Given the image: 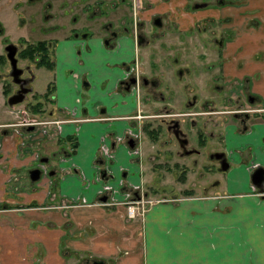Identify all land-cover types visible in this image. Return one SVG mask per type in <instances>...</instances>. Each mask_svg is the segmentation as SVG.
I'll use <instances>...</instances> for the list:
<instances>
[{
	"label": "crops",
	"instance_id": "0c3cea01",
	"mask_svg": "<svg viewBox=\"0 0 264 264\" xmlns=\"http://www.w3.org/2000/svg\"><path fill=\"white\" fill-rule=\"evenodd\" d=\"M243 1L231 9L227 5L199 8L197 15L224 19V29L231 28L228 24L243 28L223 49V67L234 77L248 78L249 90L258 97L261 108L250 111L245 124L240 119L224 125L218 121L228 157L225 179L193 189L178 200L149 204L142 219L125 221L122 201H97L103 182L115 186L121 177L130 182L142 179L138 177L142 158L135 147L113 140L123 135L125 127L135 129L140 121L132 116L137 104L140 107L137 91L118 84L123 65L134 53L133 35L108 44L101 28V32L89 29L85 36L57 41L53 72L46 84L54 100L44 103L41 111L60 119L56 128L47 127L40 134L47 136L44 146L36 142L23 147L22 139L10 128L0 134V264H64L63 260L65 264H83L71 253L78 249L74 237H85L81 243L87 249L99 248L104 264H264V181L261 190L250 177L252 163L264 167V48L259 57L253 47L256 43L264 46V0ZM251 8L258 9L250 14ZM247 9L249 14H243ZM6 120L12 119L0 122ZM56 130L63 136L61 145L53 139ZM72 141H76L74 146ZM102 143L112 153V173L98 179L94 170L95 163L102 165L98 163ZM35 150L47 152L48 163L55 167L53 175L28 180L22 174ZM58 151L66 153L57 161ZM120 167L126 170L121 177ZM121 192L113 194L120 197ZM75 199L86 203H71ZM10 222H16L21 236L25 226L42 240L48 235L53 239V244L46 246L45 263L37 260V249H26L24 256L15 251ZM19 243L26 248L32 242Z\"/></svg>",
	"mask_w": 264,
	"mask_h": 264
},
{
	"label": "flooded vegetation",
	"instance_id": "af4514ba",
	"mask_svg": "<svg viewBox=\"0 0 264 264\" xmlns=\"http://www.w3.org/2000/svg\"><path fill=\"white\" fill-rule=\"evenodd\" d=\"M241 3H244V1L0 0V7L6 8L11 15V18L14 17L13 13L17 15L14 24H12L15 31L10 32V35L5 33L6 27L3 24L5 20L0 16V78L4 79L1 86L2 90L4 91L3 87L7 88L4 91V98L2 101L8 104V111L12 109L11 113L14 116V118H11L12 120L0 122V134L3 131H6V129L10 128L12 132L17 134L16 136L19 139H22L23 147L32 146V144L35 145L36 142H42L44 146V140L47 139V136H41L40 134H43L45 130L47 131V127L56 128V122H58L60 119L56 117V115L48 116L45 114V112H41L42 109L45 108L44 103L47 104V102L54 100L52 98L51 89L49 90L47 96H45L43 92H45L47 88L46 84L42 90H36L31 86V81L34 78L35 72L33 66H41V64L44 65V63L37 64L34 61V59H39L41 53H43L40 45L45 44L48 46L53 62V46H56L57 41L60 40L61 37L75 38L78 35L85 36L89 32V29H91L92 32H101L100 29L102 28L104 32L101 35H103V40L108 44L118 43L120 41L119 37L124 38L128 35H133L135 43L134 53H132L130 56L132 59L128 61L127 64L123 65L124 67L122 69V76L118 84L126 89L131 87L134 91H137L136 101L137 103H140V107H138L139 104H137L136 113L132 116L136 117V119L140 121L135 129H133L131 125L125 127L123 130V135L120 136L118 134V136L113 140L118 141L121 139L126 141L127 145H130L129 147H135V152L139 154V157L141 158H143V155L146 154L144 150L142 151V149L139 148L138 143L141 140L142 133L145 132L144 123H147L149 127L152 125L148 123V120H144V117L148 116V113H146V111L144 112L143 110V97L145 95L141 94V98L139 94L140 82L143 84L151 83L153 86L151 95L155 100L156 107L170 108L181 106L185 109L178 110V112L173 111L177 113H174L175 115L167 116L166 119L165 116L159 117L158 119L160 122L156 123L154 128H150L151 132L153 131V133L156 132L157 134L153 136L146 132L147 135L155 140L161 133L160 129L163 127L161 123H164L165 128L162 130L168 131L169 137L166 136L163 141H167L169 139L172 145L174 144L177 146L175 148V152H177L178 155H183V157H185L184 155L186 154L193 155L191 159L192 162L199 163L202 169H204L205 166H208L209 170L213 169L214 171L218 168L220 170H224L219 165L221 164L220 159H223V157H225V159L228 161V157L224 149V137L221 134L222 130L217 128L218 130L214 135L215 138L212 140H207V134L203 135L202 133V128H204L206 120L203 121L200 119L201 123L195 124L192 116L188 117L189 120H187L185 117L191 112L203 115L201 112L205 111L208 106H212L215 103L214 100L205 96V94L203 96H198L197 91L195 93L196 89L193 88V85H190V88H188V83H186V80H182L183 82L179 86L180 90L183 89L181 92L184 94V96L181 97V95L178 94L177 96L173 97V92H176L174 89L175 82L173 81L174 72L176 74L183 75V73H191L194 71L190 70L189 66L185 67L184 71L181 69V67H179V63L182 59H179V53H175V49L179 46L177 47V44H174V37L171 40L169 37L174 35L172 30H175L176 28H178V31L181 32V34L177 33L178 36L183 37L188 36L189 34L192 35L194 31L191 32L190 29L196 27L198 29L197 31L200 33V36L199 40L197 41L198 53L194 52V54H197L201 61L202 58L205 59L207 56L206 53H208L207 47L209 44H211L213 41L217 44L219 43V40H221V34H213L212 36L208 37L205 33H203L212 29L208 28V26L209 21L214 20V18L213 16H205V14H199L198 16L197 13L199 8H211L214 6L223 7L224 5H227V7L231 9V7L236 8V6L241 5ZM209 4L211 5L206 6ZM183 8L186 10H183ZM257 9L258 8H251V12L249 13L252 14L253 11H256ZM188 10H192L193 12L191 17L192 20L187 19V16H189ZM187 12L188 14H186ZM249 13L245 12L243 14ZM216 26H218V30L221 31L219 25L217 24ZM222 30H224L225 33L229 35V32L226 28H223ZM207 38H210L211 41L205 42ZM180 40L186 41V38H181ZM31 47L34 48L31 49ZM202 47H204V51ZM9 51H11L15 57V69H13L12 63H10L11 58L8 53ZM146 59L151 60V62L156 61L155 63H152L154 66L153 68L157 67V63H163L165 61L167 64H165V67H163V70L159 73H156L153 69L155 74L147 78L142 74V70L140 69L142 66L141 62ZM31 61L34 63V65H31ZM206 62L207 67L210 68V66H212L210 61ZM52 67L48 68L52 70ZM167 67H170L172 74L168 72ZM16 69L18 70L16 71ZM215 76L219 75L215 74ZM218 80L220 79L218 78ZM213 81H215L212 85L214 88H225V86L222 85H225L222 80L217 81L214 79ZM184 83H186V85H184L185 88H182ZM169 87L172 88V92L168 93L166 90ZM10 94H13V96L20 95L21 98H18L17 101L13 103H8L6 97H8ZM170 95L172 96L171 99L169 98ZM247 97L250 99V102H252L254 94H248ZM45 100L47 101L45 102ZM31 101L35 103L43 102V108L39 111H32V109L29 108ZM18 102L22 103V105L16 107L15 105L18 104ZM260 108L261 106H258L257 109L259 110ZM218 111L223 112L221 114L223 116L221 117L222 121H220L222 125L226 124L228 121L236 119L243 120V124H245V117H247L249 114L246 107H228L221 108ZM166 113H169V111ZM166 113H160V115ZM228 114L233 117L230 116L226 118L225 115ZM153 115H155V113H153ZM156 115L159 114L156 113ZM24 118H28L29 121L22 123L21 121L24 120ZM192 128L196 129L197 131V140H195V142L190 138V129ZM52 136L55 140V143L57 145H61L59 141L62 140L63 136L59 135V131L56 130V133H54ZM131 137L132 142L129 144V139ZM103 144L104 143L100 144L101 155L99 156L102 159L98 161V163L102 165L95 163L96 168L94 171H96L95 176L98 179L107 173H112L111 170H109V163L112 159V153L111 151H108L107 146H104ZM155 147L157 148L158 146ZM206 149L208 151H205ZM200 152H203V154L206 153L207 156L200 157ZM46 153L39 152V150L34 151V157L32 158L31 162L22 169V174L25 176V178L28 179V176L30 178L28 171L33 166L39 168L38 177L33 179H40V177L45 174H48V176L53 175L55 167L48 163L47 160L49 157ZM65 153L66 151L64 153L63 151H58V153L55 155L56 160L58 158L64 157ZM150 156V158L153 157L152 155ZM207 157L212 159L213 162L208 163ZM103 159H105V161ZM189 160L190 159H186L185 161L189 163ZM173 163L175 167H179L180 173L185 174L186 165L188 164L185 163L183 159L181 161L175 159ZM152 165V167H155L157 163ZM251 165L250 171L253 170L255 166L261 164L256 161ZM125 171L126 170L123 167H120V177L121 175H124L123 173ZM25 172L28 174V176L25 174ZM33 179L30 178V180ZM120 180L115 186L110 184L108 181L106 183L103 182L98 190L99 200L97 199V201L104 204L108 202L120 203V201H122L124 202V207H126L127 200L135 198L133 197L134 195L139 196L138 189L134 185L130 187V192H126L125 187L122 188V186H120L122 183ZM185 188L194 189L193 187ZM119 190L122 191L121 195L132 196L133 198L128 199L123 198L122 196H115L113 193ZM80 197L81 196H77V198ZM71 203L74 204V202ZM71 203L68 201L67 204L71 205ZM98 259H100L102 264H104L100 257L93 258L92 264H95V261H98Z\"/></svg>",
	"mask_w": 264,
	"mask_h": 264
},
{
	"label": "rangeland",
	"instance_id": "374dc122",
	"mask_svg": "<svg viewBox=\"0 0 264 264\" xmlns=\"http://www.w3.org/2000/svg\"><path fill=\"white\" fill-rule=\"evenodd\" d=\"M210 5L211 4L206 5V6H210ZM183 10H186V9L183 8ZM188 11H189V14L188 12L186 13L189 15L187 16V19H191L190 17H192L193 12L192 10H188ZM242 11L243 13H245L246 11H248V9L242 10ZM254 12L255 11H253V13ZM13 14H14V17L11 18L10 17L11 15L7 11V9L4 7H0V16L2 19L5 20L3 24L6 27L5 33L7 35H10V32L15 31V29H13L12 24H14L17 18V15L15 13ZM223 20L224 19L222 18L220 19L218 17L214 18V20L209 21V26H208V28H212V29H210V31L203 32L208 37L212 36L213 34L215 35L221 34L220 36L221 40H219L218 44L214 41L211 42V44L208 43L209 46L207 47L208 49V53H206L207 56L205 59L202 58L201 61H200V58L197 56V54H194V52L198 53L197 41L199 40V36H200V33L197 31L198 29L196 27H195L196 29L193 28L196 31L193 30L192 28L190 29L191 32L194 31L192 35L189 34L188 36H183V37L178 36L177 33L181 34V32L178 31V28H176L175 30H172L174 35L169 37L170 40L174 37L175 39L174 44L175 45L177 44V47L179 46L178 48L175 49V53H179V59H182L181 62L179 63L180 65L179 67H181V69H183L184 71L185 67L189 66L190 70L194 71L191 73L190 72L183 73V75L176 74L174 72L173 81L175 82L174 89L176 92H173L174 94L173 97L177 96L178 94H180L181 97L184 96V94L181 92L183 89L180 90L179 86L183 82L182 80H186V83H188L187 85L188 88H190V85H193V88L196 89L195 93L197 91L198 96H203L205 94V96L212 98L215 102L213 105L211 104L212 106L210 107L208 106L207 109H205V111L201 112L203 115L195 114L191 112L190 114L185 116L187 120H189L188 117L192 116L195 124L201 123L200 119L203 121L206 120V124L204 125V128H202V133L203 135L207 134V137H208L207 140L214 139L215 138L214 135L216 134V131L220 127V123H218V121L219 122L222 121L221 117L223 116L221 114L223 112L218 111L219 109L228 108V107L230 108L246 107L247 111L250 114V111H253L254 109L256 110L258 108L257 102L259 101L258 97L254 93H253L254 98L252 102H250V99L247 97L248 94H251L253 92L249 90L248 78H245V76L239 77V78L234 77L231 75L229 70L226 69V67H223V65H225L224 63L225 58H224V55H222V53H224L223 49L225 48V46H227L230 43L229 40L231 36L234 35L236 37L238 34V31L239 32L243 31V28H239V27L237 29L232 28V25L228 24V26L231 28H226L229 32V35L226 34L225 31L222 30L223 27L225 26L222 24ZM216 23L219 25L221 31L218 30V26H216L217 25ZM250 26H253L259 29L257 25H254L252 23H250ZM244 28L247 29V27H244ZM181 38H186V41L180 40ZM209 41H211V39L207 38L205 42H209ZM252 41L254 43L255 39H252ZM253 47L256 49V51H254L255 55L262 57L261 54L263 52L264 46L256 43V44H253ZM202 48L204 51V47ZM252 57L253 59L256 58L254 56ZM206 61H210V64L212 65L210 66V68L207 67ZM155 62L156 61L151 62V60H147V59L141 62V65H142L140 68L142 70L141 72L147 78L155 74L154 70L156 73L161 72L163 70V67H165V64H167V62L164 61L163 63H157L156 64L157 67L153 68L154 66L152 63H155ZM32 63L33 62L31 61V65H34V63L33 64ZM33 68L35 69V72H34V78L31 81L32 82L31 86L35 88L36 90H42L45 87V84H47L48 80L51 78L50 72H53V71L50 70V68L44 66L43 64H41V66L34 65ZM167 69H168V72L171 73L170 67H167ZM215 74L219 76H215ZM218 78L225 83V85L222 84L223 86H225V88L222 87V89H219V87L214 88L212 86L213 83L215 82L213 81L214 79H216L217 81H220L218 80ZM3 80H4L3 78H0V119H6L7 117L14 118L13 114L11 112H8L7 110L9 107L8 104L2 101V99L4 98V91L1 88ZM186 83L183 84L182 88H185L184 85H186ZM171 90L172 88L169 87L167 88L166 92L167 91L168 93L172 92ZM152 91H153V86L151 83L143 84L140 82V94L139 95L141 96V98H142L141 94L145 95L143 97V107H144L143 110L144 112L146 111V113H148V116L144 117V120H148V123L152 125L151 127L154 128L155 124L160 122V120L158 119L159 117L165 116V119H166L167 116L175 115L174 113H177L178 110L185 109L184 107L182 108L181 106L170 107V108L169 107H161V108L156 107L155 100L154 98H152L153 96L151 95ZM169 98L171 99L172 96L170 95ZM46 101L47 100H45V102ZM19 105L21 106L22 103L18 102V104H16L15 106L18 107ZM167 111H169V113H166ZM173 111H177V112H173ZM153 113H155V115H153ZM156 113H158L159 115H156ZM160 113H166V114L160 115ZM230 116H231L230 114L225 115L226 118ZM161 125L163 126L160 129L161 133L158 135V137L155 140H153L149 135H147L146 132H143L141 136V140L138 143L139 148L144 150V152L147 154V155L146 154L143 155L144 158H142V165L140 167L141 171H140V174H138V177L140 176V178L142 179H140L139 182L138 181L130 182L127 179H124V177L120 178L121 179L120 182H122V184H125V185H122V188L125 187L126 192H130L129 191L130 187L134 185L138 189V193H139V196H135V195L133 196L136 199H138L137 204H135L136 210L133 215H129L128 211L126 210L127 218L124 217L125 221H127L128 219L129 220L133 219V218L142 219V217L145 215L144 212L146 211V208L149 204H153L157 201H170L171 199L178 200L182 197V195L186 196L185 195L186 192H184V190L186 189L185 187H194L195 190L196 189L201 190L202 188H204L203 186L205 185L214 186L216 184L215 181L218 178L223 180L225 179V176L228 173L226 169L220 170L218 168L214 171L213 169L209 170L208 166H205L204 169H202L199 163L192 162L191 159L193 155L191 154H186L184 155L185 157H183V155H178L177 152H175L176 150L175 148L177 146H175L174 144L172 145L169 139L167 141H163V139H165L166 136L169 137V132L162 130L165 128L164 123H161ZM190 138L194 142L195 140H197L196 129L194 128L190 129ZM48 144L50 143L48 142L47 145ZM155 146H158V147L156 148ZM205 151H208V150L206 149ZM149 153H152V154H149ZM199 154H200L199 155L200 157L207 156V154L205 153L206 154L205 155L203 154V152H200ZM150 155H152L153 157L150 158L151 157ZM175 159H177L178 161H181L183 159L185 163H187L185 161L186 159H190L189 163H187L188 165H186L185 174L180 173L179 167L177 168L174 166L173 161ZM207 161L208 163L213 162V160L208 157H207ZM154 163L155 164L157 163V165L155 167H152L153 166L152 164ZM146 172H147V178H146ZM25 174L28 176L26 172ZM28 180H30L29 176H28ZM122 197L128 198V199L133 198L132 196H122ZM73 201L75 204L76 203L82 204L83 202L86 203L85 199L83 200L75 199ZM108 203H105V204H108ZM112 203L113 202H111L110 204ZM78 206H82V205H78ZM56 209L59 210V208H56ZM84 217H86V214L84 215ZM9 225L13 226V230H14V233H12L11 240L13 243L12 247L15 249V251L17 252L21 251V253H23V256H24V255H27L26 249H33L34 251L37 249L38 252H41V253L37 252V260L41 263L42 262L45 263L46 261L45 260V250L47 249L46 246L48 245V243L49 245L53 244V239L50 238V236L48 235L47 240H42L38 238L36 234H34L35 231L31 230L30 227H25V226L23 227L25 232H23V235L21 236L19 234L20 232H19L18 226H16V222L15 223L10 222ZM73 237L74 236H72V238ZM68 240L70 239L68 238ZM74 240L76 241V243L75 244L73 243V244L78 249H74L73 252L71 253L73 256L76 255L80 259V262H82L83 264H92L93 258H98L99 256L103 255V253L100 252L99 248L98 249L85 248L84 243H81L85 241V237L82 239H79L78 237H74ZM19 241H21L22 243L23 242L24 243L32 242V243H29V245H27V247L25 248L24 245L23 247L18 246L20 244ZM62 242L64 243L62 245L66 244L65 239H62ZM126 246H129L128 242L126 243ZM64 247L68 248L66 246ZM117 247L119 249L122 248V246L120 245H118ZM67 250L70 253L71 250L70 249H67ZM142 251H145V249H142ZM63 263L65 264L64 260H63Z\"/></svg>",
	"mask_w": 264,
	"mask_h": 264
},
{
	"label": "water",
	"instance_id": "95a60500",
	"mask_svg": "<svg viewBox=\"0 0 264 264\" xmlns=\"http://www.w3.org/2000/svg\"><path fill=\"white\" fill-rule=\"evenodd\" d=\"M9 56L11 58L10 63H12L13 69L16 68L15 65V57L13 56V54L11 53V51L8 52ZM18 69H16L17 71ZM15 71V72H16ZM20 99L21 96L17 95V96H13V94H10L8 97H6V100L8 101V103H13L15 101H17V99ZM132 142V137L129 139V144ZM221 164H219L221 166L222 169H225L227 167L228 161L225 159V157H223V159H220ZM39 168L33 166L32 168H30V170L28 171V174L30 175V178H37L39 173H38ZM251 181L254 184L258 185V188L262 190L263 187V181H264V167L262 165H258L255 166V168L252 170L251 172ZM95 264H102V261L100 259H98V261H95Z\"/></svg>",
	"mask_w": 264,
	"mask_h": 264
},
{
	"label": "trees",
	"instance_id": "16d2710c",
	"mask_svg": "<svg viewBox=\"0 0 264 264\" xmlns=\"http://www.w3.org/2000/svg\"><path fill=\"white\" fill-rule=\"evenodd\" d=\"M40 47L42 48L43 50V53H41L40 55V58L39 59H34V61L37 63V64H41V63H44L45 66L47 67H52L53 66V62H52V57H51V52L49 51L48 49V46H46L45 44H41ZM34 47H31V49H33ZM46 90L44 93L45 96H47L49 90H50V87L46 86ZM4 91L7 89L6 87H3ZM29 108L32 109V111H39L43 108V102H33L31 101L30 102V105H29ZM144 130L145 132H147L149 135H153L155 136L157 133L153 131L151 132V127L148 126V124L144 123ZM74 144H76V141H73L71 146H74ZM193 189H189V188H186L184 190V192L186 193H189L191 192Z\"/></svg>",
	"mask_w": 264,
	"mask_h": 264
},
{
	"label": "built area",
	"instance_id": "2783aa9c",
	"mask_svg": "<svg viewBox=\"0 0 264 264\" xmlns=\"http://www.w3.org/2000/svg\"><path fill=\"white\" fill-rule=\"evenodd\" d=\"M29 120H28V118H24V120H22L21 122L22 123H25V122H28ZM137 202H138V199H135V198H133V199H129V200H127V204H126V207H127V211H128V213H129V215H133L134 214V212H135V204H137Z\"/></svg>",
	"mask_w": 264,
	"mask_h": 264
}]
</instances>
